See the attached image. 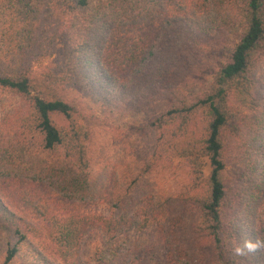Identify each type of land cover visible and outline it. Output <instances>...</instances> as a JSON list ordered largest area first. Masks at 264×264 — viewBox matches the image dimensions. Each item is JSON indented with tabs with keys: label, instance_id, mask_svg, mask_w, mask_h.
I'll return each instance as SVG.
<instances>
[{
	"label": "rangeland",
	"instance_id": "1",
	"mask_svg": "<svg viewBox=\"0 0 264 264\" xmlns=\"http://www.w3.org/2000/svg\"><path fill=\"white\" fill-rule=\"evenodd\" d=\"M195 5V0H148L145 19L138 14L141 6L131 5L124 11L128 16L110 18L108 12L117 8L113 0H88L82 19L67 23L46 17L28 47L0 52V74H25L36 83L30 96L0 86V264H221L211 246L200 248L192 241L197 215L181 195L193 178V164L181 147L176 143L171 160L142 172L150 158L148 123L166 103L162 91L140 96L121 87L111 90L96 77L102 71L96 43L103 26L89 21L93 16L96 23L105 22V12L117 30L145 34L149 43L160 38L164 47ZM236 28L229 32L231 42L238 38ZM85 30L92 40L85 42L86 50ZM181 60L191 76L186 93L203 96L226 55L196 45ZM64 70L68 82L52 84L75 113L70 119H52L62 130L72 121L82 126L83 170L68 163L59 167L56 154L41 149L40 135L25 127L28 98L37 93V84ZM252 74L255 105L229 116L224 128L225 175L231 186L240 183L244 189L231 196L224 214L233 264H264V45L253 56ZM195 121L198 127L186 138L190 140L181 138L184 145L189 142L185 150L200 147L199 118ZM199 161L206 177L208 158L203 155ZM71 214L83 217L85 226L79 257L68 255L55 238L56 222ZM98 216L125 217L127 222L120 231L104 235L93 224Z\"/></svg>",
	"mask_w": 264,
	"mask_h": 264
},
{
	"label": "trees",
	"instance_id": "2",
	"mask_svg": "<svg viewBox=\"0 0 264 264\" xmlns=\"http://www.w3.org/2000/svg\"><path fill=\"white\" fill-rule=\"evenodd\" d=\"M113 1L117 8L108 12L110 18L128 16L124 11L130 5L141 6L138 14L144 19L143 10H150L146 6L148 0ZM195 3L193 12L186 14L185 25L174 29L173 38L166 40L164 47L160 45V38L149 43L145 34L136 37L133 31L117 30V23L108 19L105 12L103 17L106 21L99 19L103 24L96 23L93 16L89 17L92 25L97 28L103 26L99 33L100 41L96 43L102 71L96 77L111 90L121 87L138 92L140 96L145 92L162 91L166 103L159 115L148 123L150 158L142 172H150L160 161L171 160L174 149L178 145L181 147L184 158L193 164V178L181 195L182 202L192 206L197 215L193 225L197 236L192 241L200 248L211 246L221 264H233L231 249L224 237V214L231 204V196L236 197L244 189L240 183L231 186L225 175L224 128L229 116H240L244 109L255 105L252 67L254 54L264 45V0H202L199 3L195 0ZM87 8L88 0H0V52L11 53L22 46L28 47L33 41L32 34H39L43 29L46 17H60L68 23L76 18L82 19ZM120 10L123 12L117 13ZM208 20L210 22H206ZM233 28L239 31L236 42H231L228 37ZM83 33V43L91 40V31ZM196 45L203 50L226 55V61L214 74V86L203 96L190 95L185 91L191 76L183 71L181 59ZM85 46L86 43L84 50ZM61 81L68 82L66 70L58 72L52 79L45 75L37 84V93L28 98L30 114L26 117L25 127L27 132L34 129L40 135L41 149L54 152L59 167L68 163L83 170L87 167V160L82 126L72 121L68 129L62 130L52 119L53 115L70 119L75 113L72 104L53 87L52 82L56 86ZM34 84V79L25 74H0L1 87L22 95L30 96ZM196 118H199L202 134L200 147L196 151L190 147L185 150L189 142L184 145L181 138L190 140L186 138L192 129L198 127ZM203 155L208 158L210 166L206 177H203L199 161ZM82 222L83 217L76 214L56 222V242L68 255H80L85 228ZM125 222V217L98 216L93 224L106 235L120 231ZM12 256L11 251L6 261Z\"/></svg>",
	"mask_w": 264,
	"mask_h": 264
}]
</instances>
